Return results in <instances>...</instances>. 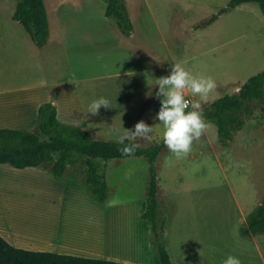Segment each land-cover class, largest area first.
<instances>
[{"label":"rangeland","instance_id":"rangeland-1","mask_svg":"<svg viewBox=\"0 0 264 264\" xmlns=\"http://www.w3.org/2000/svg\"><path fill=\"white\" fill-rule=\"evenodd\" d=\"M43 1L49 33L51 36L61 33L63 53L68 59L59 61L58 70L50 76L78 79L60 87L59 92L74 90L87 111L100 97L114 101L116 108H123L110 121H105L102 107V111L99 109L102 120L89 113L86 124L94 129L87 133L96 139H118L122 128H134L137 116L150 126L159 123L155 119L159 104L147 106L149 95L146 94L158 91L155 79L169 74L170 68H164L169 63H180L193 75L203 74L215 80L217 87L206 102L198 96H186L201 102L202 108L221 96L237 93L248 78L264 69V20L254 2L226 9L202 28L200 22L227 8L229 0H124L134 33L124 36L114 20L104 15V0ZM16 2L0 0V29L16 27L17 34L25 35L28 48L37 50L22 25L12 20ZM48 62L49 65L45 61H28V74L37 72L39 76L41 73L46 76L48 67H56V61ZM140 98L146 101L145 105ZM109 107L107 110H114ZM208 124L187 158L176 160L162 146L152 163L157 177L159 210L163 209V213L168 210L167 215L173 210V205L165 207L170 188L181 191L194 187L217 188L220 218H237L236 202L245 208L264 199V97L253 101L252 115L226 147L218 141L216 126ZM27 128L32 132L37 130ZM161 131L162 126L155 127L150 139L139 141V146L160 144ZM91 160L104 172L111 201H131L136 214L145 209V185L150 167L145 157ZM40 167V171L32 173L0 166L13 171L0 173V225L9 230L15 246L21 249L31 250L28 248H33L42 238L39 232L49 222L52 225L67 219L69 207L77 210L82 204H90L88 217L99 216L104 207L91 197L79 165L69 166L62 177ZM254 190L255 197L251 196ZM106 210L110 214L115 206ZM48 231L54 232L51 227Z\"/></svg>","mask_w":264,"mask_h":264},{"label":"crops","instance_id":"crops-1","mask_svg":"<svg viewBox=\"0 0 264 264\" xmlns=\"http://www.w3.org/2000/svg\"><path fill=\"white\" fill-rule=\"evenodd\" d=\"M207 25L200 22L202 28ZM196 28L192 31H196ZM17 32L16 27L0 29V129L27 130L29 126L31 129H37L38 107L42 103L51 102L56 107L57 118L61 123L72 124L86 132H91L94 128L86 124L89 113L87 108L79 103L80 97L77 93L71 89L59 92L60 87L73 84L78 79L61 80L52 79L50 76L58 70L59 61H68L63 53L65 51L61 33H55L56 36H51L49 33L45 45L36 46L35 51L28 48L25 35L21 36ZM132 35H134L133 31L130 36ZM28 61H45L46 65L50 64L48 61H56V69L52 66L48 67L46 76L42 73L39 76L37 72L28 74L27 67L30 65ZM170 66L169 63L164 68L167 69ZM155 93L156 91L150 93L147 103L141 98L140 102L142 101L144 105L146 103L147 106L148 103L149 106H157L159 99L156 98ZM129 95V93L127 96L123 95V98ZM138 101L139 99L136 103ZM114 103L113 101L109 104L114 109L112 111L102 107L105 121H110L116 111L123 110L122 107H114ZM100 111H102L101 108ZM97 118L102 120L100 115ZM134 120L139 121L138 116ZM40 166L51 171L50 165L45 163L14 169L17 172L29 170L34 173L37 170L40 171ZM4 172L12 173L13 171L0 169V173ZM255 194L256 190L251 196L255 197ZM176 195L182 196L176 197ZM166 200L165 207L173 205V210L169 215H167L168 210L167 213H163L162 209L160 213L163 216L167 215L163 235L171 264H222L229 255L237 257L241 264H264V234L248 236L240 231L245 223L246 215L260 202L255 201L256 203L245 208H240L236 202L239 216L220 218L217 188L194 187L183 191L170 188L167 191ZM97 204H103L104 207H102V213L94 217L86 216L89 213L87 208L90 204H82L77 207V210L73 206L74 211L69 207L68 218L60 223L57 220L52 225L49 222L39 232L42 238L33 244V248L28 249L128 264H154L149 240L150 227L148 222L140 217L143 210L136 214L131 201H111L110 194L105 202H97ZM112 206H115V211L107 214V207ZM49 227L53 228L54 232L48 231ZM8 233L9 230L0 225V236L16 247Z\"/></svg>","mask_w":264,"mask_h":264},{"label":"trees","instance_id":"trees-1","mask_svg":"<svg viewBox=\"0 0 264 264\" xmlns=\"http://www.w3.org/2000/svg\"><path fill=\"white\" fill-rule=\"evenodd\" d=\"M104 15L114 20L121 34L129 36L133 25L124 0H104ZM256 3L263 15L264 0H229L227 8L219 10L203 25L213 22L226 9L246 3ZM12 20L25 29L31 41L37 47L45 45L48 39V17L43 0H17ZM264 97V69L248 78L237 93L224 95L213 100L203 108L206 121L216 126L217 138L224 147L241 130L245 121L253 113V101ZM160 107V104H159ZM36 132L1 128L0 129V164H7L16 169L49 164L56 177H62L69 166L81 167L82 180L91 197L100 203L109 196L104 172L99 170L91 158H125L118 148V139L104 140L90 136L82 128L61 123L57 118L56 107L51 102L42 103L37 109ZM127 143V141H126ZM163 141L139 146L132 156H143L149 163V178L145 187V209L140 217L150 227L149 240L152 247L154 264H171L165 248L163 230L165 217L160 213L157 201V177L152 163L155 161ZM87 157V159H83ZM246 227L248 229H246ZM243 235L264 234V199L255 206L245 218L240 229ZM0 264H128L107 259L86 258L49 251H33L12 246L0 236Z\"/></svg>","mask_w":264,"mask_h":264},{"label":"clouds","instance_id":"clouds-1","mask_svg":"<svg viewBox=\"0 0 264 264\" xmlns=\"http://www.w3.org/2000/svg\"><path fill=\"white\" fill-rule=\"evenodd\" d=\"M155 85L158 86L155 96L160 104L155 119L159 123L150 126L140 120L133 129L122 128V134L117 140L122 147L118 151L125 156L134 155L139 141L150 139L154 128L162 126L164 146L176 160L185 159L191 153L193 143L199 141L209 127L204 118L202 103L189 100L186 96H198L200 101L206 102L209 94L216 89V82L211 76L193 75L180 63H175L170 66L167 76L155 79ZM109 104L108 99L100 97L89 105L88 113L99 115V109H108ZM222 264H241V261L229 255Z\"/></svg>","mask_w":264,"mask_h":264},{"label":"water","instance_id":"water-1","mask_svg":"<svg viewBox=\"0 0 264 264\" xmlns=\"http://www.w3.org/2000/svg\"><path fill=\"white\" fill-rule=\"evenodd\" d=\"M246 229H248V228L246 227Z\"/></svg>","mask_w":264,"mask_h":264}]
</instances>
